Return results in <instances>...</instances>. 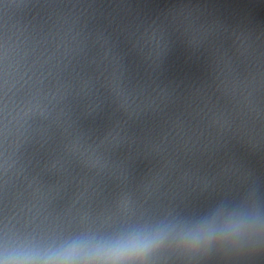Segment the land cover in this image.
<instances>
[{"label":"water","instance_id":"95a60500","mask_svg":"<svg viewBox=\"0 0 264 264\" xmlns=\"http://www.w3.org/2000/svg\"><path fill=\"white\" fill-rule=\"evenodd\" d=\"M133 264H264V220L182 232L153 240ZM75 264H90L87 260Z\"/></svg>","mask_w":264,"mask_h":264},{"label":"clouds","instance_id":"9594fccd","mask_svg":"<svg viewBox=\"0 0 264 264\" xmlns=\"http://www.w3.org/2000/svg\"><path fill=\"white\" fill-rule=\"evenodd\" d=\"M151 244L152 241L132 239L89 249L74 245L49 256L44 264H75L81 260L90 264H133L143 259Z\"/></svg>","mask_w":264,"mask_h":264}]
</instances>
